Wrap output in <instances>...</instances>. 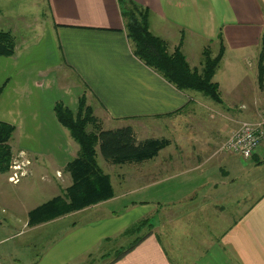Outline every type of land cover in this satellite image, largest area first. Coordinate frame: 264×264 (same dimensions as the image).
I'll list each match as a JSON object with an SVG mask.
<instances>
[{"label":"crops","instance_id":"crops-1","mask_svg":"<svg viewBox=\"0 0 264 264\" xmlns=\"http://www.w3.org/2000/svg\"><path fill=\"white\" fill-rule=\"evenodd\" d=\"M45 1L51 45L38 58L44 63L16 46L13 56L0 57V122L15 127L12 160L30 162L17 184L8 181L9 171L0 173V264H264V173L254 178L251 166L248 187H239V172L217 152L237 120L230 113L253 120L264 109V0H131L149 10L150 32L169 53L178 47L191 69H202L205 48L217 54L220 35L224 54L213 77L219 108L177 90L133 55L117 0ZM51 54L57 59L49 62ZM81 96L104 130L130 127L137 141L170 144L150 160L121 164L105 161L97 147L113 198L29 225L31 211L72 185L66 166L79 147L53 108L59 101L75 112ZM257 151L264 164V140ZM217 158L222 167L209 168ZM181 184L182 211L178 201L160 197ZM137 194L149 197L128 199ZM144 219L151 227L139 234L144 239L119 259L107 257L105 246ZM176 222L184 242L168 234V249L160 229Z\"/></svg>","mask_w":264,"mask_h":264},{"label":"trees","instance_id":"trees-1","mask_svg":"<svg viewBox=\"0 0 264 264\" xmlns=\"http://www.w3.org/2000/svg\"><path fill=\"white\" fill-rule=\"evenodd\" d=\"M117 2L132 53L139 61L177 90L196 92L215 104L222 103L219 86L213 81L224 54L220 35L217 54L212 56L209 48H205L202 51V69L200 71L191 69L178 47L169 53L165 41L150 32L147 8L131 0H117ZM15 46L12 34L0 31V57L13 56ZM258 85L260 90L264 89V38L258 62ZM53 111L58 123L69 131L71 138L79 147L77 156L66 166L72 185L63 197H56L31 211L29 225L42 223L113 198L109 176L102 172L96 161L97 147L105 161L121 164L150 160L168 144L165 139L137 141L130 127L104 130L99 120L93 116L92 109L86 105L84 96L79 98L76 112L59 101L54 104ZM14 132V126L0 122V173L9 170L12 160L9 142ZM149 221L144 219L136 222L127 228L122 236L130 237L140 233L143 228L150 227ZM144 237L135 238L126 247L118 249L114 259H119L131 251Z\"/></svg>","mask_w":264,"mask_h":264},{"label":"rangeland","instance_id":"rangeland-1","mask_svg":"<svg viewBox=\"0 0 264 264\" xmlns=\"http://www.w3.org/2000/svg\"><path fill=\"white\" fill-rule=\"evenodd\" d=\"M46 16H47V6H46L45 0H0V31L10 32L15 39V45H16L17 49L19 51L21 49L30 51L32 58L36 59V63H38V65L44 63L43 61L40 62L38 59V58H40V59L42 58V50H44L45 48L49 49V46L51 45V41H50L51 38H50V36L48 37L47 36L48 34L46 33V26H45V17ZM212 52L216 53L214 50H212ZM213 55H215V54H213ZM56 57L57 56L52 55V54L50 56L47 55L49 62H52L53 60L57 59ZM57 73H58L57 77L59 78L60 72L58 71ZM60 78L58 81H60ZM199 95L202 96L201 94H199ZM202 97L209 104H212L213 106H216V108L217 107L219 108V105L215 104L214 102H212L211 100H209L208 98H206L204 96H202ZM263 113H264V109L259 111L256 119H253V120L245 119L246 117L242 116V114L230 113L229 115L231 117L236 116V118H237L236 123H235L236 127L234 126V128L232 129L230 134H227L226 136L221 138V140H220L221 142L219 143L218 148H217V150H218L217 152H223V154H227L226 156L231 160L230 161L232 164L231 169L236 171V174H235L236 176H237V171L239 172L238 178L236 177L237 178L236 185H237V181H238L239 187L240 186L243 187L245 185L246 181H247V187H248V182L251 179V176H250V172L252 171V169H250L251 166L253 167V174H254V178H255L256 176L259 177L262 173H264V164H258L260 162H258L259 157H257V155L252 156L251 158H249L247 160L242 159L238 154L230 156L229 153H231V152H229V148H231V138H233L235 136V133L239 130V128L241 127V125L243 123H255V122L260 120V118L263 116ZM180 128H181L180 130H182L181 132L183 134H185V121L182 122V124L180 125ZM148 129H150L149 126H148ZM148 132H151V131L149 130ZM150 134H148V135H150ZM155 140H157V139H155ZM159 140H161V139H159ZM169 144H170V142L168 141L167 146ZM179 146H181V145H179ZM166 147H164V148H166ZM184 147H185V144H184ZM220 160H221L220 158L213 159L209 163V164H213V165L208 166V167L213 168L214 165H215V168L222 167L224 160L222 161L221 164H220ZM97 161L99 163L102 162L101 157L99 155H97ZM244 164H247V166H245ZM263 176H264V174H263ZM194 179H196V178H193V180ZM260 179L264 181V177H261ZM177 180H185V177L182 176L181 178H178V179L174 180L173 182H176ZM184 185H185V183H184ZM179 190L180 191H177L174 193H168L167 196L163 194L160 197H161V199H163L162 201H165V202H167V201H173V202L178 201L176 203V205L178 204V207H179L178 210L182 211L184 209L183 208V202H185V186H183V184H181V187H179ZM195 195L199 196V194H195ZM141 197L148 198L149 194L132 195V196H129L128 199H138ZM195 198H196V196H195ZM195 198L192 200H189L188 202L186 201L187 204L190 203V205H193V203H195L197 200ZM147 217H150V216H147ZM161 220H160V222H161ZM133 224H135V222L130 224L127 228H129ZM181 225H183V224L182 223L180 224L178 222H176L172 225H166L165 223L162 225L163 228L160 229L161 230L160 235L162 236L161 240H162L163 244H165L168 247V249H169L168 239H167L168 234H170L171 236H174V234H176V236H175L176 239L174 240L175 242H176V240L179 242H184V240L181 238V230H182ZM150 228L151 227L147 226V227L143 228L140 231V233L135 234V235L130 236V237L121 236V237L117 238L113 242L107 244L105 246V249L103 252L106 253L107 257L110 256L111 258H114L116 255V251L118 249L122 248L120 246L126 247L127 244L130 242V240L138 238L139 234H143V232L145 230L147 231ZM11 232L12 231H7L6 234L11 233ZM95 263H94V260L91 262V264H95Z\"/></svg>","mask_w":264,"mask_h":264},{"label":"built area","instance_id":"built-area-1","mask_svg":"<svg viewBox=\"0 0 264 264\" xmlns=\"http://www.w3.org/2000/svg\"><path fill=\"white\" fill-rule=\"evenodd\" d=\"M264 140V113L255 123H243L235 136L231 138L229 152L238 154L242 159L251 158ZM30 165L28 160H11L8 181L17 184L26 175V167Z\"/></svg>","mask_w":264,"mask_h":264}]
</instances>
